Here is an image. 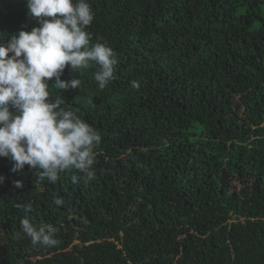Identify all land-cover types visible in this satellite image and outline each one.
<instances>
[{"label": "trees", "instance_id": "1", "mask_svg": "<svg viewBox=\"0 0 264 264\" xmlns=\"http://www.w3.org/2000/svg\"><path fill=\"white\" fill-rule=\"evenodd\" d=\"M89 2L115 79L100 89L90 62L61 75L80 88L49 90L100 131L95 179L0 158V264H264V0ZM36 26L27 0H0L5 42ZM26 203L56 246L21 232Z\"/></svg>", "mask_w": 264, "mask_h": 264}, {"label": "clouds", "instance_id": "2", "mask_svg": "<svg viewBox=\"0 0 264 264\" xmlns=\"http://www.w3.org/2000/svg\"><path fill=\"white\" fill-rule=\"evenodd\" d=\"M7 1L17 7L25 0ZM27 8L38 26L20 30L6 42L0 37V158L10 157L13 173H22L28 165L39 172L40 180L54 183L59 173L71 169L79 173L71 177L73 183H89L95 179L102 135L78 109L61 106L64 96L50 99L49 89L80 88L79 78L68 81L61 75L66 66L77 72L89 68L90 62L96 65L94 79L104 89L115 79L117 54L107 42L90 44L87 28L95 12L89 0H27ZM131 87L139 89L140 84L134 80ZM4 180L0 175V183ZM13 183L24 186L22 180ZM54 203L61 206L64 200L55 198ZM17 207L26 213L20 229L33 247L59 243L52 224L30 222L31 203Z\"/></svg>", "mask_w": 264, "mask_h": 264}]
</instances>
